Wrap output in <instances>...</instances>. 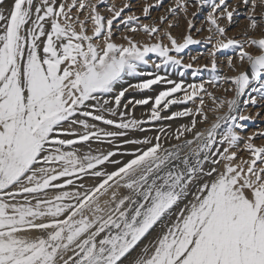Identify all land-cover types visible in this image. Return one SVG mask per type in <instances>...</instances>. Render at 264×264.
I'll return each mask as SVG.
<instances>
[{
    "label": "snow or ice",
    "instance_id": "obj_1",
    "mask_svg": "<svg viewBox=\"0 0 264 264\" xmlns=\"http://www.w3.org/2000/svg\"><path fill=\"white\" fill-rule=\"evenodd\" d=\"M105 4L0 0V264H264V131L241 136L243 112L264 104V35H249L264 0H240L243 39L221 24L237 13L228 0H174L152 23ZM190 6L208 9L210 63L191 75L211 76L198 83L181 56L205 30ZM227 49L233 75L218 67ZM169 66L179 79L160 74Z\"/></svg>",
    "mask_w": 264,
    "mask_h": 264
},
{
    "label": "rangeland",
    "instance_id": "obj_2",
    "mask_svg": "<svg viewBox=\"0 0 264 264\" xmlns=\"http://www.w3.org/2000/svg\"><path fill=\"white\" fill-rule=\"evenodd\" d=\"M7 3L10 4L11 0H7ZM125 3H130L131 7L129 9H125V14L127 13H135L137 16L141 18L142 23H152L153 21H158L159 17L161 15L166 14V9L169 5L174 3V0H164V5L163 7H153L150 10V18H145L143 16V6L145 3L155 5L156 0H106L105 5L100 6V11L105 15H109V13L106 11V6L110 4H115L117 8L123 7ZM228 3L233 6H237V13L234 14L233 17V23L231 25L227 24L226 20H222L221 24L227 27V35L229 37H235L236 39H243L244 36L243 34L245 33L247 26H248V21L245 19V12L246 9L243 5L240 4V0H228ZM207 7H204L203 10L197 11L196 7L190 6L189 7V12H188V19H193L192 13L197 12L196 17L194 18V23L196 28H204V31L196 32L193 30L192 35L195 39H198L202 41V43L197 44V45H190L188 49L185 50L184 53L181 54L183 57L184 63H193L194 68L193 69H188L185 71V76L184 79L188 83L192 82H200L201 79L207 80L210 79L211 73L208 72L207 70H202L201 74L193 77L191 75L192 71L195 69L196 66H201L206 63H210V58L207 56V51L211 47L210 44L204 43L203 41L205 40L206 37L209 36L208 31L206 30L208 25L205 23V17L207 14ZM261 9H257V13H259ZM173 24L176 25L175 27H172L171 29H168L173 36H175L178 40L186 33L187 31V20L184 17L183 12L177 13L175 17H169ZM116 22H114L115 24ZM163 27H167V25H163ZM125 34L123 26L120 27L119 30L116 32V36L114 39H116L117 42H123L120 40V37ZM128 35L132 36L133 39L138 40V41H148V37L145 36L142 32L138 33H127ZM249 35H252L256 38H259L261 35H264V27L258 28L255 32H250ZM164 43H167V40L164 41ZM229 55H234L231 49L227 50H222L221 52L217 53V58H218V67L221 71L222 74L226 75H233L234 73L229 71L225 67V60L226 57ZM196 56L197 60L192 61L191 57ZM149 57L152 61L159 62V58L156 56L155 53H150ZM145 71H151L154 72L156 69L153 66H148ZM183 71V69L176 68L173 69L171 66H169L167 69L161 68L159 70L161 75H168L169 78L171 79H179V72ZM141 79V78H137ZM133 82H136L133 80ZM207 86V85H206ZM154 88L160 90V86H153ZM209 91H214L216 95L218 96H223L225 93L223 90L219 87L217 88H212L209 87ZM127 95L131 96H136V98H140L141 94L137 93H130ZM143 95H154L151 91H148L144 93ZM227 95H231V93H227ZM191 106V105H189ZM180 106H172V111L179 110ZM143 108L137 107L136 109V116L139 117L142 115ZM257 112H259V115H257ZM244 115H248L251 117L249 121H246L244 123L247 124V127L241 132L242 137H246L247 135L251 134L252 132H257V131H264V104L258 105V106H248L247 109L243 112ZM186 122V121H185ZM164 123H169V122H164ZM180 123V121H177L176 123L173 124V127L176 126V124ZM153 131H149L148 135H153ZM135 135H140L139 133H136ZM255 143L261 144L264 143V139H256ZM241 148L243 147V140L240 142ZM93 147H96L94 144ZM100 147H107V145H101ZM239 156H247L246 152L240 151L238 152Z\"/></svg>",
    "mask_w": 264,
    "mask_h": 264
}]
</instances>
